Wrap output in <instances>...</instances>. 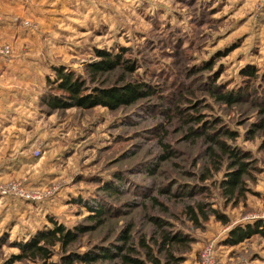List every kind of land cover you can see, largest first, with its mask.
Returning a JSON list of instances; mask_svg holds the SVG:
<instances>
[{
    "label": "rangeland",
    "instance_id": "374dc122",
    "mask_svg": "<svg viewBox=\"0 0 264 264\" xmlns=\"http://www.w3.org/2000/svg\"><path fill=\"white\" fill-rule=\"evenodd\" d=\"M26 4L32 14L19 27L0 28V44L13 47L0 55V185L16 182L26 193L0 190V264H63L68 254L116 244L128 226L134 238L152 244L157 219L191 237L176 246L182 264H201L208 244L218 264H264V235L228 242L235 229L264 223V0ZM102 52L122 53L120 63L94 74L90 67L104 59ZM60 71L83 84L79 95L128 83L144 84L151 94L117 109L55 106L50 101H70L58 87ZM220 92L236 101L219 99ZM191 115L215 123L206 134H235L217 138L250 163L249 191L239 203H228L220 187L236 169L234 158L207 141L201 122H187ZM192 128L200 135L190 136ZM164 143L173 152L167 159ZM88 200L106 209L100 224ZM195 201L218 208L228 223L214 215L194 223L185 208ZM52 220L78 239L67 250L50 246L46 261H12ZM159 255L165 260V252Z\"/></svg>",
    "mask_w": 264,
    "mask_h": 264
},
{
    "label": "trees",
    "instance_id": "16d2710c",
    "mask_svg": "<svg viewBox=\"0 0 264 264\" xmlns=\"http://www.w3.org/2000/svg\"><path fill=\"white\" fill-rule=\"evenodd\" d=\"M104 59L96 64H92L90 69L94 74H100L102 71H106L116 67L120 63L122 57L121 54H111L108 52H102ZM131 62L129 59H126L124 63ZM132 67V66H131ZM126 68H130V64H126ZM248 74L254 76L255 72L249 69ZM60 83L58 87L63 90L66 95L65 98H69L70 101L65 99L57 100L53 102L50 101V104L55 106H81L84 108L96 107V106H107L112 109H117L123 105H129L135 103L139 98L144 95L151 94V90H143L140 87L145 86L141 83H128L124 85H113L107 87H98L93 92L84 93L79 95L83 88L80 81L74 80L71 76L64 74L63 71H60ZM214 90V88L211 87ZM215 92V91H214ZM219 99L225 100L228 103H233L236 101V98L233 94L220 92L218 96ZM183 113V111H180ZM187 122H201L202 123V133L206 135L207 141H213L214 144H219L222 152L224 154H229L234 158L233 166H236V169L230 171L220 182V187L223 190V195L226 197L227 202L239 203L242 197L245 196L247 191V179L252 176L251 170L249 168L250 163L241 160V153L235 149H231L230 146L218 139L219 134H227L234 138V133L229 129H219L215 131V134H206L207 128L213 127L214 122L205 121L203 115H191ZM264 126V124H262ZM191 135H200L199 132L195 131L194 128L190 130ZM188 136V137H190ZM166 154L163 155V159H167L170 155L173 154L170 145L164 143ZM209 152L212 153V156L216 154L213 153V150L209 149ZM221 168L220 165L216 166V171H219ZM207 176H204L206 178ZM105 189L108 191H117L113 188L112 185L105 186ZM171 194V191H168ZM194 192H184L182 195L186 197H193ZM173 195V194H172ZM175 196V195H174ZM80 202L83 200L80 198ZM155 204H160V201L157 198H153ZM84 204L90 208L92 212V218H98L99 224L103 222L102 217L107 215L106 209L101 204L99 200H88ZM185 214L194 222L199 223L201 219L207 221L212 215L222 220L224 223H228L229 219L221 212L218 208L213 207L212 205L200 201L189 203L186 205ZM156 225L158 236H153L150 240L152 244L146 240V236L136 239L131 234L132 227L128 226L119 234V242L114 243L109 247H103L100 249L93 250L90 253L86 254H68L64 259L63 264H75L76 261H81L84 264L91 263H102L108 262L109 264H182L183 257L176 254V246H185L191 241V237L184 234H176L172 229L168 228L171 224L165 220H154ZM52 226L47 227L46 230L39 231V234L34 237L30 242L21 245V252L17 255H14V259H23L29 257L36 259L41 257L43 260H48L53 255V251L50 246L60 245L62 249H66L69 245L78 239L77 233L71 230L65 229L58 222L52 220ZM255 234L264 235V223H258L254 225H248L245 228H237L231 232L230 238L228 240L231 244H237L241 241H244L247 238ZM154 245L157 247V250H154ZM142 248L144 251H142ZM155 251L158 254H155ZM162 252H165V260L161 259L160 255Z\"/></svg>",
    "mask_w": 264,
    "mask_h": 264
},
{
    "label": "crops",
    "instance_id": "0c3cea01",
    "mask_svg": "<svg viewBox=\"0 0 264 264\" xmlns=\"http://www.w3.org/2000/svg\"><path fill=\"white\" fill-rule=\"evenodd\" d=\"M29 0H0V28L2 31L19 27L20 20L32 14L31 7L26 4ZM59 1V0H55ZM19 22V23H18Z\"/></svg>",
    "mask_w": 264,
    "mask_h": 264
},
{
    "label": "built area",
    "instance_id": "2783aa9c",
    "mask_svg": "<svg viewBox=\"0 0 264 264\" xmlns=\"http://www.w3.org/2000/svg\"><path fill=\"white\" fill-rule=\"evenodd\" d=\"M25 25L30 24L28 20L23 21ZM11 53H13V47L11 44L6 43V44H0V55L1 56H8ZM0 190L3 192V194L8 192H21L19 190V185L16 182H9L7 184H1L0 185ZM23 195L25 196L24 192ZM29 196V194H27ZM201 264H218L217 257H216V249L213 244H208L203 247L201 254Z\"/></svg>",
    "mask_w": 264,
    "mask_h": 264
}]
</instances>
